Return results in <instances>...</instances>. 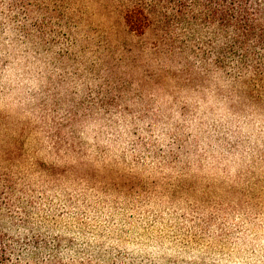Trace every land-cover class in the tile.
Here are the masks:
<instances>
[{"label":"rangeland","instance_id":"obj_1","mask_svg":"<svg viewBox=\"0 0 264 264\" xmlns=\"http://www.w3.org/2000/svg\"><path fill=\"white\" fill-rule=\"evenodd\" d=\"M240 3L0 0V264H264Z\"/></svg>","mask_w":264,"mask_h":264},{"label":"trees","instance_id":"obj_2","mask_svg":"<svg viewBox=\"0 0 264 264\" xmlns=\"http://www.w3.org/2000/svg\"><path fill=\"white\" fill-rule=\"evenodd\" d=\"M240 2H241L240 3L241 5L236 6V10L238 9L237 11L242 13L241 16L244 18L242 20V22H244V23L242 25L240 22H237L239 24V26L237 27L239 34H237L236 42L239 44V46L245 47V45L247 46V42L251 39L250 36H254V38L257 37L258 40L264 44V24L262 25L263 27L260 26V27L256 28L254 26V23H253V22H255V21H253V16L251 13L248 12L245 1L240 0ZM242 3H243V5H242ZM230 10H232V8ZM236 10L234 8V13H237ZM232 14H230V16ZM262 14L264 15V8H259L257 15H262ZM225 16L227 19H224L223 16L220 19L224 20L225 23H229L230 20L228 18V15L226 14ZM235 22H236V20H235ZM223 25H226V24H223ZM256 30L258 31V33L255 32Z\"/></svg>","mask_w":264,"mask_h":264}]
</instances>
